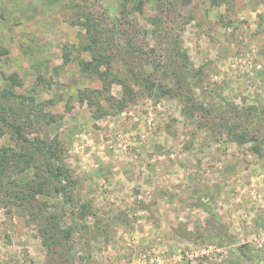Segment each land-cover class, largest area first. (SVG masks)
Segmentation results:
<instances>
[{"label":"rangeland","instance_id":"rangeland-1","mask_svg":"<svg viewBox=\"0 0 264 264\" xmlns=\"http://www.w3.org/2000/svg\"><path fill=\"white\" fill-rule=\"evenodd\" d=\"M0 264H264V0H0Z\"/></svg>","mask_w":264,"mask_h":264}]
</instances>
